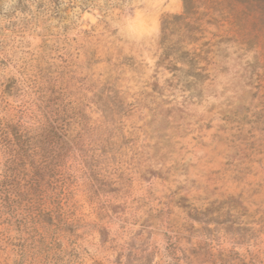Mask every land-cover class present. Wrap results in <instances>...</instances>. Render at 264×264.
Returning <instances> with one entry per match:
<instances>
[{"label": "rangeland", "instance_id": "rangeland-1", "mask_svg": "<svg viewBox=\"0 0 264 264\" xmlns=\"http://www.w3.org/2000/svg\"><path fill=\"white\" fill-rule=\"evenodd\" d=\"M245 2L187 34L184 0H0V264H264Z\"/></svg>", "mask_w": 264, "mask_h": 264}, {"label": "trees", "instance_id": "trees-1", "mask_svg": "<svg viewBox=\"0 0 264 264\" xmlns=\"http://www.w3.org/2000/svg\"><path fill=\"white\" fill-rule=\"evenodd\" d=\"M249 2V0H247ZM248 2H245L246 6ZM197 3H201L204 10H213L216 7L225 8L228 10V17L232 19L234 24L240 23L241 16L251 17L247 13V7L238 11L236 0H184V12L182 15H176L171 18L172 21H164L162 23V33L168 32L171 29L179 28L185 33L192 34L194 32H199L201 27V18L196 16H208L198 12ZM251 18H256L252 15Z\"/></svg>", "mask_w": 264, "mask_h": 264}]
</instances>
